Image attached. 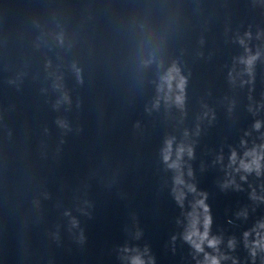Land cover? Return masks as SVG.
I'll return each mask as SVG.
<instances>
[{
	"label": "clouds",
	"instance_id": "1",
	"mask_svg": "<svg viewBox=\"0 0 264 264\" xmlns=\"http://www.w3.org/2000/svg\"><path fill=\"white\" fill-rule=\"evenodd\" d=\"M249 64H251V60L248 61ZM178 72L179 70L176 69V68H173L170 70V73H169V76L167 77L168 81L170 82L174 76L172 75V73H176L178 75ZM184 78L181 77L180 80H179V83L177 85V87L181 90V92L183 91V87H184ZM169 86H171L169 84ZM176 102L178 104H182L183 102V96L180 95V96H177L176 97ZM259 125H257L258 127ZM170 151H171V142H169V145H168V148L165 150V155H164V160L167 162L170 158ZM184 152V148L183 147H180L177 151V159L179 160V157L180 155ZM189 152V155H191V149L188 150ZM235 157V153H233V158ZM254 163H256V166L257 168H259V164H258V161H254ZM170 167L172 168H178L179 165L178 163L176 162H173L172 164L169 165ZM245 170H250V166L247 165V164H244L242 165ZM177 184H180L182 183L183 181L180 180L179 177H177V180H176ZM179 198V197H178ZM201 206L204 207V211L207 212L208 209H207V206L203 204V201H200L199 202ZM211 223V218L209 216H206L205 217V221H204V227H205V231L203 234H199L197 231H195V222L193 223V231L189 232L188 235L185 236V239L192 242L194 247L198 250V251H202V248H201V244L203 243L204 240L207 239V236H208V233H207V228L209 226V224ZM194 236H198L199 237V240H200V243H197L196 241L193 240V237ZM208 244L210 247H215V245L217 244V241L215 239H212V240H208ZM254 254V253H253ZM134 264H143L142 261H140L138 258L134 261ZM211 264H219V261L216 259V258H212L211 259Z\"/></svg>",
	"mask_w": 264,
	"mask_h": 264
}]
</instances>
